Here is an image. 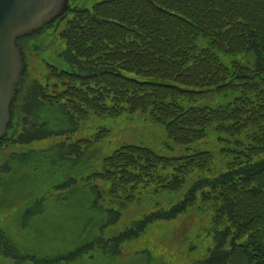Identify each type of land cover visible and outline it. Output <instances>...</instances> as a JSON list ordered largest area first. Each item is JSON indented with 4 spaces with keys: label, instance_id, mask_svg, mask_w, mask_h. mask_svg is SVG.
Wrapping results in <instances>:
<instances>
[{
    "label": "trees",
    "instance_id": "obj_1",
    "mask_svg": "<svg viewBox=\"0 0 264 264\" xmlns=\"http://www.w3.org/2000/svg\"><path fill=\"white\" fill-rule=\"evenodd\" d=\"M53 25L62 27L69 68H51L45 82L28 88L30 97H23L24 83L0 147L63 135L57 158L68 159L108 136L101 129L67 149L90 114L140 112L188 153L167 158L140 146L117 149L97 172L104 183L96 200L117 220L113 201L126 208L141 191H183V199L133 218L116 235L103 232V246L139 239L195 208L210 226L199 236L207 250L193 264H264V0H73ZM211 93L226 102L204 103ZM42 104L61 112L52 127L47 114L38 115ZM212 135L232 158L218 175L211 174L213 151H192ZM86 245L61 260H73Z\"/></svg>",
    "mask_w": 264,
    "mask_h": 264
},
{
    "label": "rangeland",
    "instance_id": "obj_2",
    "mask_svg": "<svg viewBox=\"0 0 264 264\" xmlns=\"http://www.w3.org/2000/svg\"><path fill=\"white\" fill-rule=\"evenodd\" d=\"M60 29L61 28L56 29L55 25L49 26L44 29L41 34L32 35L20 40V47L24 52V56L27 58V66L24 73L25 80L27 74V81H25L26 89L23 91V97L26 95L30 97L27 90L28 88H31L30 86L33 84V79L40 82L43 81V76L47 74L48 69H51L47 64H53L59 68L66 67L65 60L60 56L61 51L55 44L47 48L42 56L39 54L46 45L47 47L50 45L48 42L51 38H48V35L54 34L57 36L60 33ZM37 51L40 52L38 53ZM254 58L255 56L251 55L249 60L253 62ZM222 102L225 103L226 99L215 93H211L207 95L204 103L215 105L216 103ZM22 104H24L25 107V102ZM32 106L34 109L38 110V104L35 103ZM40 109L43 110L38 112V115L41 114V116L45 115L44 117H46L47 114L49 116L51 121L49 127L55 125V121L62 116L61 112H57L56 107L52 108L46 104H42L40 105ZM16 123L17 122L13 124ZM39 124H41L40 121ZM28 127L29 125H26L20 129L24 130ZM100 129H106L109 131L108 139L106 138V141L97 144L99 146L96 147L94 152H91L92 154L89 155L90 159L93 158L94 155H97L96 152L99 148L102 151L103 157L109 158L114 149L124 144L147 146L157 153L166 156H171L177 153V148L166 137L165 132L158 127H154L153 124L146 121L141 114L138 116L123 114L117 118L91 115L83 124L81 132L85 136H89ZM42 130H45L44 126L36 127L34 130H31V132H40ZM61 138L64 137L54 136L39 142L33 141L25 144L24 146L26 147L24 149L27 151L31 150L36 156L28 159L31 161L24 164V168H20V170L23 169L22 171L6 174L5 171H2L3 166H1L0 177L5 172L2 176L5 177L7 175V178L2 177V179H0V222H2L0 224H3L5 231H8L14 237L17 244L11 245L14 249V253L12 254L5 251L4 244L0 243V264H38V261H43L42 259L46 258L43 256L52 258L59 257L62 252L67 250L71 251L76 247H82L84 243L90 241L89 238L92 234L96 233L99 235L101 232L98 227H101L102 232L114 233L127 222L129 225L133 218L140 216V213L143 212L144 214L148 212V204L151 203L150 209H152L155 207V203L166 206L168 205L166 200L169 199L171 201L170 197L164 200L163 196L166 195H163L160 196V198L158 196L153 197V199H149L142 202L141 205L138 204L134 207L132 203L133 201H130L127 205L128 208L113 201L112 205L119 211L118 218L120 219L114 220L113 223H109V218L113 217V214L111 213L112 209L109 210L107 218L101 220V213L93 203L96 200L95 195L89 196L90 191L85 185L88 178L83 179L85 173H88L93 169L96 170L95 168L86 171V169L80 167L84 162L79 163L75 168H71L69 162L57 160L54 161L53 175L47 177L49 174L42 169L38 174L25 176L26 173L34 169L29 163L40 157V155L43 156L47 153L44 156V159L49 160L50 156L47 152L48 149L51 150L53 154L52 156L57 158L59 149L58 142L61 141ZM212 144L214 146L216 161L217 159L224 161L223 156L221 157V154L219 153L220 147L215 145L214 139H212L209 145L205 144L203 146H209V148H211L210 146ZM12 145L13 148L1 146L0 152L6 150L14 152L21 148V146H15L17 145L15 143ZM46 148L48 149L44 150ZM8 154L9 152L5 154L4 158H10V155ZM105 154L107 155L104 156ZM2 156L3 154L0 156V165L4 164V158H2ZM18 161H23V159ZM19 163L22 164V162ZM46 164H48V161H46ZM216 164L218 168L222 166V162H216ZM82 166H84V164H82ZM70 176L75 177L76 181H73L72 179L68 181ZM50 191L52 194L43 198L45 196L44 194ZM17 193H20L21 196L17 197ZM61 196L70 198L71 203L72 199H75V202L78 203V205L73 204L74 207L67 206L66 211L63 210V212H58L56 205L54 204L62 199ZM40 197H42L41 200L43 201V205L39 204V201L36 202ZM177 200L179 199L174 201L176 202ZM99 202L103 205L102 201ZM38 204L40 205V208ZM143 205H146V207H140ZM30 206L34 208L23 213V211ZM58 207H62V205H58ZM32 211L34 212L33 214ZM120 212L123 213L122 217ZM66 213V222L63 224H57V217L64 216ZM35 215L38 220L33 218ZM6 217H9L7 223L5 221ZM43 218L46 220H42ZM49 219L53 224L48 221ZM205 223H208L207 217L195 209L186 214L180 222L153 226L141 238L128 244L120 256L112 254L107 255L105 252L106 250L101 246L88 243L90 245H86L85 252H81V254L78 257H75L69 264H192L197 259L201 258V254H203L200 252L202 248L200 245L201 238L197 237L198 234L201 235L202 232L197 233L196 229H199ZM65 227L67 228L66 237L64 239L63 236L61 237V234L64 231L62 228ZM41 228L42 233L41 230H39ZM45 231L46 234H43ZM10 234H8V236L11 237ZM5 238L10 239L6 235ZM191 244L192 246L196 245L192 250H190ZM94 249L96 251H93ZM59 251L62 252L59 253ZM143 251L150 252L153 257H150L149 253L145 254L148 258H154V261L150 262L145 258V256L141 254ZM90 253L92 254L89 256ZM27 254L30 256H27ZM32 255H35L33 261L21 258L29 257L30 259H33Z\"/></svg>",
    "mask_w": 264,
    "mask_h": 264
},
{
    "label": "water",
    "instance_id": "obj_3",
    "mask_svg": "<svg viewBox=\"0 0 264 264\" xmlns=\"http://www.w3.org/2000/svg\"><path fill=\"white\" fill-rule=\"evenodd\" d=\"M69 0H0V139L8 132L10 106L21 81L24 62L16 39L52 22Z\"/></svg>",
    "mask_w": 264,
    "mask_h": 264
}]
</instances>
